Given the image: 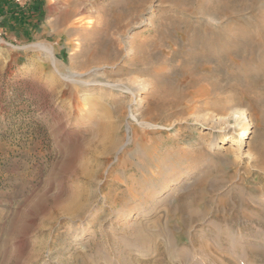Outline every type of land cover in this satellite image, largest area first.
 <instances>
[{"label":"rangeland","instance_id":"374dc122","mask_svg":"<svg viewBox=\"0 0 264 264\" xmlns=\"http://www.w3.org/2000/svg\"><path fill=\"white\" fill-rule=\"evenodd\" d=\"M114 1L0 0V264H264V0Z\"/></svg>","mask_w":264,"mask_h":264},{"label":"bare ground","instance_id":"6f19581e","mask_svg":"<svg viewBox=\"0 0 264 264\" xmlns=\"http://www.w3.org/2000/svg\"><path fill=\"white\" fill-rule=\"evenodd\" d=\"M135 1H137L136 3H135V5H136V7L137 6H139L140 7V4H142V5H146V4H144V3H146V2H143V0H116V1H114L113 2V5L111 6V7H109V13H107V15H109V17L107 16V17H105V18H103V19H99L98 21L99 22H101L102 23V26H101V28H99V29H97L98 30V32H97V35H98V33L100 34V35H102V36H105L106 35V33H107V31H108V28L111 26V25H114V26H116L117 28H121L122 26H123V21H124V19H128V18H130L133 14H134V8H133V5H134V2ZM217 1V0H216ZM222 2H221V4L223 5L222 6V8H224V9H227V8H229L230 7V2H228V1H230V0H221ZM239 1H242V6H241V4L240 5H238L239 7H252V4L255 2V4H256V2H257V0H239ZM239 1H236V2H238L239 3ZM143 2V3H142ZM218 2V1H217ZM234 3V2H233ZM237 4V3H236ZM237 6V5H236ZM255 6V5H254ZM216 7V6H215ZM103 8V7H102ZM238 8V7H237ZM140 9V8H139ZM141 9H144V8H141ZM215 10H216V8H214ZM219 9H221L220 7H219ZM101 10V9H100ZM107 10H108V8H107ZM137 10H138V7H137ZM137 10L135 9V12H137ZM232 10V9H231ZM218 11V10H217ZM221 11H222V9H221ZM228 11V10H227ZM224 12V11H223ZM139 13V12H138ZM227 14V13H226ZM102 15V14H101ZM136 15H137V13H136ZM133 17V16H132ZM131 17V18H132ZM100 18V17H99ZM125 23H126V21H125ZM128 24H129V22H128ZM124 25H126V24H124ZM258 26H260L261 28L260 29H258V30H254V32H251V34L253 33L254 35L252 36V38L250 39V41L249 42H251V44H254V46L256 45V46H262V45H264V18H260L259 19V21H258ZM91 27V26H90ZM259 28V27H258ZM239 32H241V33H243V34H245V35H247L248 34V30L247 29H245V30H243V29H241V31L239 30ZM99 36V35H98ZM99 38H100V36H99ZM98 38V39H99ZM101 39V41L99 42V43H97L98 44V50H95L96 52H98V59H107L108 58V54H107V52L104 50V49H108L107 47L105 48V46L107 45V43H105L104 41H102V38H100ZM104 39V38H103ZM106 44V45H105ZM146 44H147V42H146ZM145 43H140V44H138V47L139 48H143V49H141V51H142V53L145 55V53H146V55H148L149 53H148V51H147V49L145 48V46L147 47L148 45H146ZM97 46V45H96ZM49 51V50H48ZM137 51H140V50H138V48H137ZM95 52V53H96ZM141 53V52H140ZM141 53V54H142ZM150 53H152L151 51H150ZM155 53V52H154ZM154 53H152V57H153V54ZM140 54V55H141ZM96 55V54H95ZM94 55V56H95ZM138 56H137V58L138 57H140L139 59H141V60H144V59H142L143 58V56H142V58H141V56H139V53L137 54ZM97 56V55H96ZM149 56V55H148ZM148 56L146 57L147 59H149L148 58ZM153 59V58H152ZM99 61V60H98ZM145 61H148V60H145ZM142 62V61H141ZM250 84V83H249ZM249 88H251V87H249ZM255 94V93H254ZM259 99H261V98H259ZM260 102V101H259ZM103 129H105V127H103ZM104 131V130H103ZM104 133V132H103ZM105 134V133H104ZM243 135H245V132H243ZM117 143V142H116ZM116 145V144H115ZM261 148V147H260ZM264 148V147H263ZM260 150V152L262 151L261 149H259ZM263 164H264V160H263V162H262ZM78 194V193H77ZM77 194H74V196H71V198L72 199H70L69 201V203L68 202H66L65 204H67L66 206H65V204H63L64 205V209L65 210H67L68 212H73V213H75V214H77V213H80L81 211H83V210H85L84 208V206H79V204H78V201L80 200L79 198H80V196L79 195H77ZM83 198V197H82ZM77 203V206L76 207H74L73 205H75ZM86 204V203H85ZM87 205V204H86ZM85 205V206H86ZM187 205V204H186ZM84 212V211H83ZM206 247H207V245H206ZM209 248V247H208Z\"/></svg>","mask_w":264,"mask_h":264},{"label":"built area","instance_id":"2783aa9c","mask_svg":"<svg viewBox=\"0 0 264 264\" xmlns=\"http://www.w3.org/2000/svg\"><path fill=\"white\" fill-rule=\"evenodd\" d=\"M17 4L24 6L28 4V0H14Z\"/></svg>","mask_w":264,"mask_h":264}]
</instances>
